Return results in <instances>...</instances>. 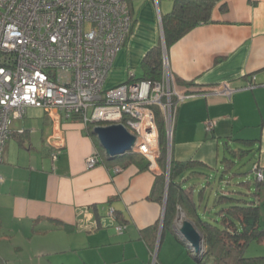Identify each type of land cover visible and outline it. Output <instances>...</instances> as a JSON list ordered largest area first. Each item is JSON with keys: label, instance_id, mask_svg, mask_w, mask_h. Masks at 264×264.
I'll list each match as a JSON object with an SVG mask.
<instances>
[{"label": "crops", "instance_id": "1", "mask_svg": "<svg viewBox=\"0 0 264 264\" xmlns=\"http://www.w3.org/2000/svg\"><path fill=\"white\" fill-rule=\"evenodd\" d=\"M174 1L126 0L131 31L106 88L126 82L130 73L139 76L145 54L162 47L161 17ZM210 20L165 51L179 92L194 95L178 106L159 174L144 167L145 161H108L96 138L63 114L55 124L43 111L36 129L27 128V121L23 128L16 122L9 126L0 164V264H152L153 252L155 264H198L176 221L169 231L160 226L165 190L161 203L153 187L158 176L167 178L170 159L199 161L215 169L212 175L228 147L254 141L251 172L259 167L264 186V88H246L264 84V0H221ZM222 83L236 90L231 99L198 94ZM207 122L213 123L210 132ZM55 128L63 148L53 158ZM22 129L25 133L18 132ZM31 130L36 135L25 144ZM93 153L99 163L86 169ZM111 208L118 219L104 221ZM260 224L264 227V220ZM116 225H123L122 233Z\"/></svg>", "mask_w": 264, "mask_h": 264}, {"label": "built area", "instance_id": "2", "mask_svg": "<svg viewBox=\"0 0 264 264\" xmlns=\"http://www.w3.org/2000/svg\"><path fill=\"white\" fill-rule=\"evenodd\" d=\"M130 31L126 0H0V164L11 136L10 121L37 108L55 124L63 114L66 119L79 117L84 128L122 125L135 138L129 151L142 156L148 169L159 174V133L153 107L160 110L170 147L178 106L194 94L179 92L166 57L159 82L137 80L130 73L126 82L106 88ZM257 87L264 88V84L252 82L246 88ZM235 92L222 83L198 94L231 99ZM205 129L210 132L213 123L207 122ZM51 138L57 144L52 153L55 158L63 148L58 128ZM98 163L99 155L93 153L85 167L91 169ZM253 171L262 181L257 165ZM107 216L115 220L112 208ZM123 230L122 225L115 226L117 233ZM151 257L155 264V252Z\"/></svg>", "mask_w": 264, "mask_h": 264}, {"label": "trees", "instance_id": "3", "mask_svg": "<svg viewBox=\"0 0 264 264\" xmlns=\"http://www.w3.org/2000/svg\"><path fill=\"white\" fill-rule=\"evenodd\" d=\"M220 1L175 0L172 10L161 17L165 51L194 27L211 23L213 7ZM163 57L160 45L151 48L142 59L137 80L159 82L162 79ZM153 111L159 133L161 163L166 161L167 141L160 110L153 107ZM74 119L80 122L79 117L75 116ZM92 128V125H87L86 134L93 136ZM253 142L238 140L234 149L228 147L220 160L221 168L212 175L211 170L215 169L204 163L193 159L174 161L171 158L167 178L162 175L155 179L153 192H157L158 202L163 203L167 185L161 229L171 230L178 214L182 213L201 236L199 251L192 252L198 264H264V257H244L252 243L264 246V227L260 224L263 184L256 176L253 180H247V173L242 171V161L252 153ZM107 160L113 163L125 161L127 164L145 161L144 167H148L142 156L130 151L107 157ZM192 180L195 182L189 185L188 182ZM202 181L204 183L200 184ZM213 182L217 185V191L210 198L205 191ZM232 185L234 187H230ZM114 216L118 219L115 211ZM151 230L156 231L157 228ZM152 246L149 245L151 249Z\"/></svg>", "mask_w": 264, "mask_h": 264}, {"label": "water", "instance_id": "4", "mask_svg": "<svg viewBox=\"0 0 264 264\" xmlns=\"http://www.w3.org/2000/svg\"><path fill=\"white\" fill-rule=\"evenodd\" d=\"M163 53L165 47L162 45ZM165 57V56H164ZM92 135L96 138L100 147L107 157L123 155L128 152L135 143V138L122 125L113 124L109 126H95L92 128ZM167 184V183H166ZM167 189V185L165 190ZM165 200L163 204L160 226L162 227ZM178 219L174 225L182 239L186 241L195 252H198L201 245V236L189 221L178 224Z\"/></svg>", "mask_w": 264, "mask_h": 264}, {"label": "rangeland", "instance_id": "5", "mask_svg": "<svg viewBox=\"0 0 264 264\" xmlns=\"http://www.w3.org/2000/svg\"><path fill=\"white\" fill-rule=\"evenodd\" d=\"M163 56H165V54L163 53ZM136 76L139 74L138 71H136ZM138 78V76L136 77ZM43 116V110L41 109H37V108H29L27 110V113H26V116L22 119H13L10 121L9 123V126H11L13 123H20L21 125L19 127H22L23 128V123L24 121H27V128L29 129H36L37 127L34 125L37 123L38 119H40L41 117ZM36 135V133H35ZM34 133H33V130L30 131V138L29 140H26L25 141V144H28L31 142V140L34 139L35 137ZM236 146L232 147L233 149L235 148ZM252 162H253V158H252V155H249L247 158H245L242 163H244L243 167H242V171L246 172L247 173V180H253L254 176H253V173L251 172V165H252ZM212 178V177H211ZM195 180H192L190 182H188V184L190 185L191 183H194ZM232 183L234 181H231ZM230 187H234V185L230 186ZM217 191V185L216 183L213 182V184L211 185L210 188H207L206 190V196H210V198H212L214 196V194L216 193ZM261 211H260V222L262 221L263 223V220H264V186L262 188V191H261ZM213 199L210 200V202L212 201ZM107 215V214H106ZM106 219L104 221H110L109 220V217L105 216ZM178 224H181V222L183 221H188L186 219V217L182 214V213H179L178 216ZM201 246V245H200ZM244 257L245 258H250V257H264V246L263 245H260V244H256V243H252L245 251L244 253ZM8 264H18L14 261H11L9 262Z\"/></svg>", "mask_w": 264, "mask_h": 264}]
</instances>
